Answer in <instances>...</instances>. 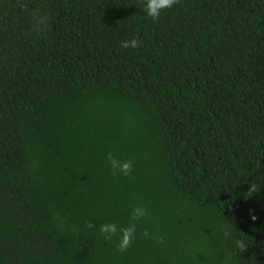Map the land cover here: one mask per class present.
<instances>
[{
    "label": "trees",
    "instance_id": "trees-1",
    "mask_svg": "<svg viewBox=\"0 0 264 264\" xmlns=\"http://www.w3.org/2000/svg\"><path fill=\"white\" fill-rule=\"evenodd\" d=\"M0 264H264V0H0Z\"/></svg>",
    "mask_w": 264,
    "mask_h": 264
},
{
    "label": "clouds",
    "instance_id": "clouds-1",
    "mask_svg": "<svg viewBox=\"0 0 264 264\" xmlns=\"http://www.w3.org/2000/svg\"><path fill=\"white\" fill-rule=\"evenodd\" d=\"M179 0H144V11L147 17L151 18L153 21L159 19L162 12L167 9H171L174 5L178 4ZM25 10L27 9V5L22 6ZM50 24V16L47 11L36 9L31 13V23L30 30L37 37L45 35ZM140 40L138 38H133L129 41H123L121 43L122 48H132L135 49L140 46ZM105 159L108 161L111 173L113 176H116L118 173L123 174L124 176H128L133 171V161H121L113 156L111 152L105 154ZM259 192L257 187L254 184H250L248 191V197L253 196L255 193ZM148 215L147 209L142 206H137L132 210L130 219L133 223H130L127 227L120 228L118 230L117 225L115 223H104L99 226V232L103 235V239L106 242H111L114 237H118L117 250L120 252L127 251L131 246L135 239L136 233V221H139L145 218ZM56 218H59V213L56 214ZM253 220L256 217L253 215L251 217ZM88 229H95L96 225L93 222L89 221L86 224ZM143 235L148 237L150 234L147 229L144 230ZM228 233H225L227 236ZM153 239H156L158 243L163 244V237L154 236ZM236 247L240 252H244L247 249V246L242 240L236 241Z\"/></svg>",
    "mask_w": 264,
    "mask_h": 264
}]
</instances>
